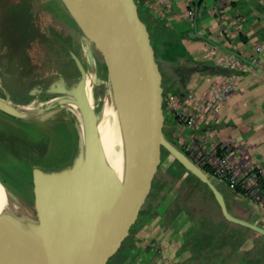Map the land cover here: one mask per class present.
I'll list each match as a JSON object with an SVG mask.
<instances>
[{
	"label": "water",
	"instance_id": "1",
	"mask_svg": "<svg viewBox=\"0 0 264 264\" xmlns=\"http://www.w3.org/2000/svg\"><path fill=\"white\" fill-rule=\"evenodd\" d=\"M87 39L101 51L124 128L127 148L121 171L109 163L101 141V106L97 114L87 96V74L79 57H71L80 73L74 88L55 84L48 93L69 98L32 108L13 105L0 96V113L18 120L57 106L79 109L82 134L70 169L31 168L33 215L1 185L6 202L0 211V264H103L119 242L130 215L138 212L165 149L205 184L228 222L264 236V228L232 216L210 177L164 134L163 76L155 59L147 26L135 0H62ZM196 13L198 11V3ZM191 38L200 37L195 31ZM181 65L172 70L186 78ZM197 72L231 75L235 69L202 65ZM72 121L76 116L69 112ZM76 124L71 126V134ZM6 203V204H7ZM8 204V205H9Z\"/></svg>",
	"mask_w": 264,
	"mask_h": 264
},
{
	"label": "crops",
	"instance_id": "2",
	"mask_svg": "<svg viewBox=\"0 0 264 264\" xmlns=\"http://www.w3.org/2000/svg\"><path fill=\"white\" fill-rule=\"evenodd\" d=\"M147 1L155 17L186 35L181 42L191 57L181 64L186 73L184 83L177 72L172 71L170 78L178 84L179 97L197 124L190 129L169 121L173 136L178 143L193 139L207 149L219 148L232 164L254 167L264 180V60L260 65L250 61L264 54V0H200L197 13L198 0ZM191 11L194 17L189 16ZM194 31L200 37L191 38ZM259 47L263 52L256 51ZM225 58L239 63L234 74L195 70L219 65ZM223 88H228L226 98L214 109L212 95ZM216 182L232 216L264 228L260 204ZM214 202L215 247L195 251L187 237L185 217L168 215L163 221L160 214L156 219L161 227L150 236L156 247L148 249L153 252L147 263L142 260L138 264H264V236L225 220ZM159 248L166 251L165 256L155 254Z\"/></svg>",
	"mask_w": 264,
	"mask_h": 264
},
{
	"label": "rangeland",
	"instance_id": "3",
	"mask_svg": "<svg viewBox=\"0 0 264 264\" xmlns=\"http://www.w3.org/2000/svg\"><path fill=\"white\" fill-rule=\"evenodd\" d=\"M145 4L148 6L147 2ZM55 8L56 0H0V96L10 100L13 105L44 107L45 96L50 87L63 83L69 89L74 88L80 79V73L71 57L72 53L79 58L90 56L96 62L101 76L103 78L108 76L99 48L84 35L60 21L55 14ZM86 45H88V50ZM170 75V72L162 71L163 93L168 90V86L173 84ZM38 90L41 92L39 93ZM104 90L103 85L96 87L101 98L104 96ZM169 92L172 95L178 94L176 87ZM163 103H165V98H163ZM101 106L100 103L97 107L98 113ZM165 107L167 116L169 107L166 103ZM67 116L71 126L74 127L76 124L73 133H70V146L64 154V160L53 167L44 169L46 171L70 169L78 154L79 136L82 134V128L79 131L78 127H81V120L80 117H75L70 121L68 113ZM9 120L22 126L23 131L28 134L34 130L27 126L25 120L13 118ZM164 131L169 139L171 137L175 139L173 136L175 131L172 130L170 122L165 121V116ZM28 146L27 142L17 136H6L0 133V185L15 196L33 197L31 176L29 179L8 176L3 170L11 166L14 171L20 173L22 166L15 164V160L25 161L29 166L25 158V149ZM171 163H173V158L165 154L163 163H160L161 165L159 164L153 173L152 181L156 185L154 188L163 181H170L167 167ZM188 175L190 173L185 170L184 177ZM210 180L216 185L215 179L210 177ZM175 182L166 199L160 203L161 207L158 210L162 220L165 221L163 216L168 218L167 212L170 216L175 213L184 216V226L189 231L187 237L191 240V246L194 245V250L215 247L216 220L212 218L216 217V204L208 187L193 180L183 181L181 179ZM147 197L140 201L139 211L130 215L119 242L103 264H138L142 260L147 263L150 254L152 256L153 251L148 249L155 248L156 245L151 243L150 236L154 235L161 225L158 219H151L142 214L141 210H145L148 204L154 202L153 198L148 199ZM155 254L165 256L166 251L159 248Z\"/></svg>",
	"mask_w": 264,
	"mask_h": 264
},
{
	"label": "bare ground",
	"instance_id": "4",
	"mask_svg": "<svg viewBox=\"0 0 264 264\" xmlns=\"http://www.w3.org/2000/svg\"><path fill=\"white\" fill-rule=\"evenodd\" d=\"M55 14L58 19L68 27L85 36L78 21L62 0H56ZM60 40L62 41L61 38ZM86 47L88 50V45H86ZM79 59L87 74V96L90 105L97 114V107L100 103L104 109L99 127L104 153L112 167L120 172L126 155L127 143L116 96L108 76L107 78L101 76L94 59L90 56L87 58L80 57ZM99 85H103L105 89L103 98H101L96 91V87ZM59 100L64 101L69 100V98L52 93H48L45 96L46 105H51L54 101ZM69 112H73L77 118L80 117L79 109L74 105H59L47 113L29 116L25 119V121H27L26 124L28 127L34 129L33 132L29 134L23 131L22 126L17 125L9 120L7 116L0 113V133L6 136L14 135L27 142L29 146L25 149V158L29 166L32 168L47 169L62 162L65 158L64 154L70 146L71 128L67 116ZM9 159L11 161V157ZM12 164L14 163L12 162ZM16 197L26 209L33 215L35 214L34 197ZM6 203L3 188L0 185V211L6 207V205L11 207L9 203Z\"/></svg>",
	"mask_w": 264,
	"mask_h": 264
},
{
	"label": "trees",
	"instance_id": "5",
	"mask_svg": "<svg viewBox=\"0 0 264 264\" xmlns=\"http://www.w3.org/2000/svg\"><path fill=\"white\" fill-rule=\"evenodd\" d=\"M145 0H135L137 7H138V14L142 22L147 26L148 32L150 34V40L151 45L155 52V59L158 63L159 70L162 74V71H168L172 73V68L177 67L181 65L184 61L191 60L190 55L188 54L186 48L183 46L181 40L186 35L178 34L174 29H172L171 26H169L166 21L163 18L155 17L150 10V8L145 4ZM201 2V1H200ZM200 2L198 3L200 5ZM197 5V1H196ZM178 84L173 82L170 86H168V90L163 93V98L166 97L170 92V90L173 87H176V91L178 90L177 87ZM176 96H179V92ZM165 103H163V112L165 116V121L168 123L170 121L169 115H165ZM165 134V131H164ZM166 136V135H165ZM167 137V136H166ZM168 138V137H167ZM169 139V138H168ZM174 145L178 146L177 140L169 139ZM178 148L185 154L184 150L178 146ZM217 153L221 154L222 150L217 148ZM165 154L169 155V153L165 149H161V156H160V163H163L165 159ZM15 164H18L22 166L20 168V173H17L12 169L11 166H7L4 168L5 174L8 176H17V177H25L26 179H29L31 176V168L26 164L25 161H14ZM161 165V164H160ZM159 166V165H158ZM203 171L206 173H209L208 168H203ZM167 174L170 177V181H163L161 184H159L158 187L154 188L156 185H154V181L151 182L149 191L146 196L147 198H153L154 202L148 204L147 208L142 209L141 212L143 215L147 216L151 219H156L158 216H160L159 207H161L160 203L164 201L169 193V191L174 187L175 181H179L183 179V181H189L193 180L194 182L201 183L195 176L192 174L185 176V169L181 164H179L176 160L173 159V163H171L167 167ZM258 182L259 187L262 190L264 194V180L261 178V176H258ZM203 184V183H202ZM205 185V184H204ZM206 186V185H205ZM207 187V186H206ZM154 191V192H153ZM210 192V191H209ZM210 195L213 197V195L210 192ZM179 213V211H178ZM169 215L170 213L167 212ZM177 216V213L173 215V218ZM166 216H164L165 219Z\"/></svg>",
	"mask_w": 264,
	"mask_h": 264
},
{
	"label": "built area",
	"instance_id": "6",
	"mask_svg": "<svg viewBox=\"0 0 264 264\" xmlns=\"http://www.w3.org/2000/svg\"><path fill=\"white\" fill-rule=\"evenodd\" d=\"M147 2L149 5L148 1ZM190 17H194V12L189 13ZM262 48H256L257 52H263ZM264 60V54L261 57L252 58L250 61L253 65H260ZM219 65L222 67L230 66L232 69H238L239 63L225 58ZM228 88L217 89L213 93L212 99L216 102L214 109H218L220 103L226 98ZM165 103L169 107L170 120L175 125H182L184 127L193 129L197 124L196 117L188 111L182 99L179 96L168 94L165 97ZM185 155L202 171L203 168H208L209 173H206L209 177L217 180L219 183H224L228 188L238 191L245 196L253 198L264 209V194L259 187L258 176H261V172L254 167H238L232 164L228 155L217 153V148L207 149L203 145L195 143L193 139L182 141L178 143ZM204 172V171H203ZM262 178V176H261Z\"/></svg>",
	"mask_w": 264,
	"mask_h": 264
},
{
	"label": "flooded vegetation",
	"instance_id": "7",
	"mask_svg": "<svg viewBox=\"0 0 264 264\" xmlns=\"http://www.w3.org/2000/svg\"><path fill=\"white\" fill-rule=\"evenodd\" d=\"M38 91H39V93L41 92L40 90H38ZM24 101H27V100L24 99Z\"/></svg>",
	"mask_w": 264,
	"mask_h": 264
}]
</instances>
